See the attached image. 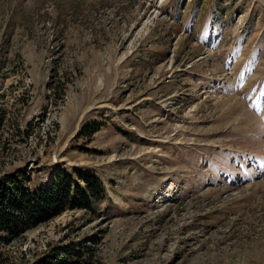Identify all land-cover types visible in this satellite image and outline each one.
<instances>
[{"label": "rangeland", "instance_id": "obj_1", "mask_svg": "<svg viewBox=\"0 0 264 264\" xmlns=\"http://www.w3.org/2000/svg\"><path fill=\"white\" fill-rule=\"evenodd\" d=\"M60 168L109 198L0 264H264V0H0V176Z\"/></svg>", "mask_w": 264, "mask_h": 264}, {"label": "trees", "instance_id": "obj_2", "mask_svg": "<svg viewBox=\"0 0 264 264\" xmlns=\"http://www.w3.org/2000/svg\"><path fill=\"white\" fill-rule=\"evenodd\" d=\"M35 180L41 183L38 173L31 175L25 169L0 176V243H8L66 208L95 211L109 198L100 177L89 170L71 173L60 168L43 185H35ZM85 254L74 247L53 249L35 264H86Z\"/></svg>", "mask_w": 264, "mask_h": 264}]
</instances>
